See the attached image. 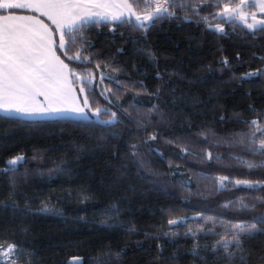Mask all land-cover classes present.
Returning <instances> with one entry per match:
<instances>
[{
  "label": "trees",
  "instance_id": "obj_1",
  "mask_svg": "<svg viewBox=\"0 0 264 264\" xmlns=\"http://www.w3.org/2000/svg\"><path fill=\"white\" fill-rule=\"evenodd\" d=\"M230 1L238 0H178L169 9L175 17L146 31L101 23L59 49L91 61L63 55L73 72L93 75L83 82L91 107L116 112L121 123L0 112V169L25 157L16 173L0 171V243L23 249L17 264H68L73 257L83 264H228L217 242L233 240L232 226L264 227L253 219L264 215V167H248L264 154L245 150L264 140V73L241 79L264 69V30L216 15ZM101 74L112 79L100 83ZM237 133L243 144L231 139ZM219 177L228 178L223 187ZM13 201L15 209L5 207ZM172 219L185 223L170 225ZM240 239L243 253L228 249L237 252L234 264H264V234Z\"/></svg>",
  "mask_w": 264,
  "mask_h": 264
},
{
  "label": "snow or ice",
  "instance_id": "obj_2",
  "mask_svg": "<svg viewBox=\"0 0 264 264\" xmlns=\"http://www.w3.org/2000/svg\"><path fill=\"white\" fill-rule=\"evenodd\" d=\"M149 7L154 9L147 11V14H137L129 0H0V12L6 13L0 15V111L9 115L16 114L23 117L34 116H58L65 118L96 119L103 126H112L122 121L117 116L116 112H110L108 108L96 107L93 109L88 100V95L82 96L77 94V90L73 87V81H80L82 78L73 72L69 65L64 63L60 56L56 54L55 49H64L67 44H75L78 38L83 39V31L89 26H95L101 23H118L129 24L136 28L146 31L156 20L165 17H175L176 13L170 11V7L177 6L178 0H146ZM139 0H137V4ZM182 6V5H179ZM246 0H240V3L235 7L224 5L223 12L216 15L223 16L226 21L240 19L243 21L249 30L259 29L264 30V19H257L256 13H245L244 8ZM258 7L261 14H264V0H252V5ZM32 9L41 14L50 21L51 25L57 30L53 31V27L45 24L43 20L36 16L16 15L15 10ZM193 11L199 15L198 7L194 6ZM249 16L252 23H247ZM185 20H190V17L185 16ZM207 20V17H201ZM209 29L224 33V29L219 25H207ZM70 34L69 41L65 40V34ZM58 36V42L57 37ZM87 43V41H85ZM67 57V53H63ZM69 60L79 61L80 63H91L88 58L81 60L79 53L74 56L67 57ZM254 59H261L254 57ZM227 63V61H222ZM95 67L99 69L100 65ZM264 73V69L255 72H249L241 79H252ZM158 78L159 77V74ZM105 78L100 75L98 82L102 83ZM89 84L92 79L87 80ZM118 87H122L118 85ZM143 87V84H141ZM93 95L98 93L95 88L90 89ZM79 92L85 93L83 83L79 86ZM159 92V89H157ZM42 98V99H41ZM82 101V103H81ZM158 109V105H153V110ZM101 113H110L109 119L101 120ZM120 114L125 118L131 119V116L120 110ZM139 124L140 121H137ZM245 123H248L245 121ZM253 126L258 125L257 120L250 122ZM255 136V133H252ZM206 138V137H205ZM149 140H156L153 134ZM238 143L243 144L245 135L235 134L231 137ZM136 146L133 145V148ZM159 151L158 149H155ZM245 150L253 154H264V140H261L256 145L255 140H251L250 144L245 147ZM184 152L191 154L188 149H183ZM134 156L138 155L133 153ZM207 158L211 159L212 154L208 153ZM220 160V157H216ZM239 160V157H232ZM25 163V157L18 155L9 158L5 161L7 167L0 169L4 173H16L19 167ZM248 167H264V162L260 165L248 163ZM227 177H219L220 186L223 187ZM237 185H242L246 188H258L262 185L247 181H234ZM5 207L15 209L16 204L13 201ZM242 208L251 209L255 205L242 204ZM43 212H48L45 207ZM257 219L261 225H264V215L253 217ZM170 225H179L185 221L172 219L169 220ZM237 229L236 235L232 241H218V245H222L224 255L222 259H226L228 264H234L237 252H230L229 246L234 245L237 251L244 252L242 247L241 235L251 237L255 234H264V227L257 228L255 224L233 225ZM195 235L191 229L189 233ZM186 234V235H187ZM174 235V234H173ZM216 249L213 248L212 251ZM23 249H18L15 244L0 243V264H17L19 252ZM161 251H163L161 249ZM119 255V253H117ZM191 255L199 256L196 248L191 251ZM175 258V257H173ZM241 261L246 257L240 256ZM261 259H264L262 257ZM68 264H83L82 260L69 261Z\"/></svg>",
  "mask_w": 264,
  "mask_h": 264
},
{
  "label": "rangeland",
  "instance_id": "obj_3",
  "mask_svg": "<svg viewBox=\"0 0 264 264\" xmlns=\"http://www.w3.org/2000/svg\"><path fill=\"white\" fill-rule=\"evenodd\" d=\"M129 2L130 3H132V5H133V8H134V10H135V12L137 13V14H140V15H145V14H147V11H152V10H154V9H152V8H150L149 7V4H148V2H144V3H142L139 7H137L136 5H135V3H133L132 2V0H129ZM240 3V0H238L237 2H235V3H232L231 1L230 2H225V3H223V5H222V8H221V10L219 11V13H221V12H223V7H224V5H229L230 7H235V6H237L238 4ZM252 5V0H246V6H245V8H244V12L247 14V13H256L257 14V19H264V14H261L260 13V11H259V8L258 7H254V6H251ZM220 16V15H219ZM220 17H223V16H220ZM237 21H239V22H241V23H243L245 26H246V24L243 22V21H241L240 19H236ZM247 23H252V20H251V17L249 16V18H248V21H247ZM211 25H213V26H215V25H219L218 23H210ZM220 26V25H219ZM222 27V26H221ZM247 27V26H246ZM223 28V27H222ZM59 49L60 48H56V50H57V55L58 56H60V58L64 61V63H66V64H68L69 65V63L67 62V60L64 58V56L62 55V53L61 52H59ZM69 68L71 69V67H70V65H69ZM72 70V69H71ZM75 73H77V72H75ZM78 74V73H77ZM82 79L80 80V81H78V83H76L75 82V80L73 81V87H75L76 88V90H77V94L78 95H80V96H82V95H84L85 93H80L79 92V86H80V84L81 83H83L85 80H88V78H90L88 75H83V74H78ZM91 79H92V81L94 80V77H93V75H91ZM42 99V98H41ZM81 103H82V101H81ZM93 109H95L94 107H92ZM100 108H102V107H100ZM23 117V116H22ZM53 117H58V116H34V117H24V118H53ZM78 118H82V117H78ZM100 119L101 120H104L101 116H100ZM107 120V119H106ZM9 244H13V243H9ZM77 260H82V258H80V257H73V258H71V260L70 261H77Z\"/></svg>",
  "mask_w": 264,
  "mask_h": 264
},
{
  "label": "crops",
  "instance_id": "obj_4",
  "mask_svg": "<svg viewBox=\"0 0 264 264\" xmlns=\"http://www.w3.org/2000/svg\"><path fill=\"white\" fill-rule=\"evenodd\" d=\"M117 2H119V0H117ZM2 14H6V13H2L0 12V15ZM16 15H22V16H36L38 17L39 19L43 20L45 24H48L50 27H53L50 23V21L47 19V17L43 16L41 14V12H36L32 9H20V10H15V13ZM53 31L56 32L57 30L53 27ZM57 38V42H58V36L56 37ZM55 51L57 52V50L55 49ZM57 54V53H56ZM61 59V58H60ZM1 113H4V114H7L3 111H0ZM12 115H16V114H12ZM19 116V115H17Z\"/></svg>",
  "mask_w": 264,
  "mask_h": 264
},
{
  "label": "built area",
  "instance_id": "obj_5",
  "mask_svg": "<svg viewBox=\"0 0 264 264\" xmlns=\"http://www.w3.org/2000/svg\"><path fill=\"white\" fill-rule=\"evenodd\" d=\"M160 2H163V0H160Z\"/></svg>",
  "mask_w": 264,
  "mask_h": 264
}]
</instances>
